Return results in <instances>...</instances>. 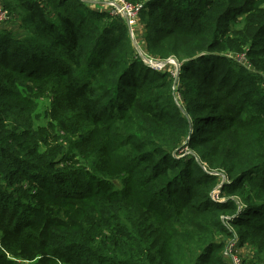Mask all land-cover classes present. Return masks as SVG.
Returning <instances> with one entry per match:
<instances>
[{"label":"trees","instance_id":"1","mask_svg":"<svg viewBox=\"0 0 264 264\" xmlns=\"http://www.w3.org/2000/svg\"><path fill=\"white\" fill-rule=\"evenodd\" d=\"M128 1L184 109L123 18L0 0L21 19L0 26V264H228L233 240L264 264V0ZM246 47L260 74L226 56Z\"/></svg>","mask_w":264,"mask_h":264},{"label":"rangeland","instance_id":"2","mask_svg":"<svg viewBox=\"0 0 264 264\" xmlns=\"http://www.w3.org/2000/svg\"><path fill=\"white\" fill-rule=\"evenodd\" d=\"M101 5L107 6V9L111 10V8H110L111 6L108 3H104V0H94V2L91 4V6H93L94 8L99 7ZM263 6H264V4H263ZM153 9L156 10L157 7L153 6ZM140 14H141V12L138 14L139 17H138V20H137L135 25L130 24L128 21L123 19L127 25L128 34L130 36V39H131L132 44L134 46V49H135L136 53L140 56L141 59H146L148 61V63L150 64V67H152L153 70H163V71H168L171 73L172 77H174V80H175V84H174V89H176L175 100H176L177 104L180 107L182 106V109H184V97H183L182 92H181L182 81L180 78L179 79L177 78V77H179L178 74L181 71V62L177 59L176 56H171L167 59H164V58H160L158 56H155L151 53H148L147 42L145 40V34L149 33V28L147 27V20L143 18V20L146 23L143 22ZM242 17H244L243 14L239 15L238 19H241ZM20 20H21L20 17L17 16V17H15L14 20L3 24V26H6L7 28H13L14 26L19 27ZM239 27H242V25H239ZM226 56L230 57L232 60H234L240 66L245 67L249 72H251V73L257 72L258 74H260V72H258L259 71L258 68H255L254 64L252 63V60H251L250 55H249V48L246 47V48H244L242 50H238V51H228L226 53ZM151 63H153L155 65L151 66ZM253 74H255V73H253ZM263 77H264V74H263ZM257 78H259V77H257ZM259 82L261 83L260 80H259ZM179 86H181V87H179ZM200 97L204 100H207L209 97L208 90L202 91L200 94ZM50 105H51V98L44 97V99L43 98L39 99L38 108L36 111V119L34 120V124L36 127H38L40 124L42 125L43 123H45L47 121V111H48ZM187 152L191 153L190 150H187ZM203 165H204L203 167L205 169L208 168L207 165H205V163H203ZM223 176L225 177L224 174H223ZM213 197L215 199L222 200V198L220 196H218L217 193H213ZM234 245H235V251H233L231 253L233 256L237 257L240 260L239 264H253V261H255V260L257 262H259V264H260V258H258L259 255L255 249L256 247L254 246V244L247 245L245 243L239 244L237 242ZM230 249H231V247H228L227 252H229ZM225 251H226V249H225ZM225 251H224V254H225ZM252 252L257 255L256 258L255 257L251 258ZM226 260H227L228 264H235L233 257H232V260L229 257H227Z\"/></svg>","mask_w":264,"mask_h":264},{"label":"built area","instance_id":"3","mask_svg":"<svg viewBox=\"0 0 264 264\" xmlns=\"http://www.w3.org/2000/svg\"><path fill=\"white\" fill-rule=\"evenodd\" d=\"M88 4H92L94 0H82ZM104 3H108L111 7L110 13L119 16L126 21H128L130 24H136L139 13L142 11V9L145 7L146 2L145 1H137V2H131L128 0H104ZM100 8H103L99 11L105 12L106 10L104 8H107V6H99ZM14 18L8 13V10L4 9L3 7H0V26L12 21ZM144 62L150 66L148 61L146 59H143ZM155 64L151 63V66ZM179 79V77H177ZM235 243H237L235 240L231 241L225 251V255L229 257L232 260V257L234 259L235 264H239V259L232 255L231 252L235 251ZM228 247H231L229 252H227Z\"/></svg>","mask_w":264,"mask_h":264},{"label":"crops","instance_id":"4","mask_svg":"<svg viewBox=\"0 0 264 264\" xmlns=\"http://www.w3.org/2000/svg\"><path fill=\"white\" fill-rule=\"evenodd\" d=\"M0 7H2V6L0 5ZM95 8H96L97 10H101V9H103V8H100V7H95ZM104 9H105L107 12H110V10H109V9H107V8H104ZM13 28H15V29H16V28H17V26H14ZM252 255H254V257H255V258L257 257V255H256L255 253H253V252H252ZM252 255H251V256H252Z\"/></svg>","mask_w":264,"mask_h":264}]
</instances>
